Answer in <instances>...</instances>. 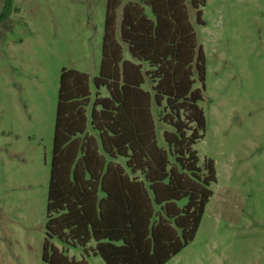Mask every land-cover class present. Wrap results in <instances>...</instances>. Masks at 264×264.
Instances as JSON below:
<instances>
[{
	"label": "trees",
	"instance_id": "trees-1",
	"mask_svg": "<svg viewBox=\"0 0 264 264\" xmlns=\"http://www.w3.org/2000/svg\"><path fill=\"white\" fill-rule=\"evenodd\" d=\"M205 2L190 1L201 25ZM205 75L187 0L106 1L92 86L85 72L60 73L45 262L165 264L194 240L216 181L214 161L200 165L195 149L206 128Z\"/></svg>",
	"mask_w": 264,
	"mask_h": 264
},
{
	"label": "rangeland",
	"instance_id": "rangeland-1",
	"mask_svg": "<svg viewBox=\"0 0 264 264\" xmlns=\"http://www.w3.org/2000/svg\"><path fill=\"white\" fill-rule=\"evenodd\" d=\"M106 1L13 0L0 21V264H49L42 255L60 73L85 72L92 86ZM190 1L206 58V128L195 149L200 165L214 161L216 181L194 240L165 264H264V0H206L204 25Z\"/></svg>",
	"mask_w": 264,
	"mask_h": 264
},
{
	"label": "crops",
	"instance_id": "crops-1",
	"mask_svg": "<svg viewBox=\"0 0 264 264\" xmlns=\"http://www.w3.org/2000/svg\"><path fill=\"white\" fill-rule=\"evenodd\" d=\"M125 49L127 50L126 46H125V48H124V52H125ZM127 51H128V50H127ZM128 53H129V52H128ZM125 58H126V59H130V60H133V58L131 57L130 53H129V57L125 56ZM144 88H146V87L144 86ZM146 89H147V88H146Z\"/></svg>",
	"mask_w": 264,
	"mask_h": 264
}]
</instances>
